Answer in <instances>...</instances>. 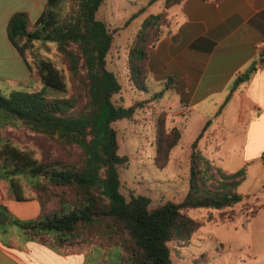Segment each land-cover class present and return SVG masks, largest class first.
<instances>
[{"label": "trees", "instance_id": "1", "mask_svg": "<svg viewBox=\"0 0 264 264\" xmlns=\"http://www.w3.org/2000/svg\"><path fill=\"white\" fill-rule=\"evenodd\" d=\"M105 1L48 0L36 22L26 13H17L8 24L10 41L44 85L41 91L0 93V177L9 184L10 199L37 200L41 206L37 218H16L12 224L59 253L78 238L99 234L111 248H121L118 260L111 264H175L171 245L188 244L203 227L186 211L223 212L242 203L239 189L248 168L231 173L206 155L202 142L210 121L192 144L189 187L183 201L152 208L148 197L124 195L121 168L129 158L120 155L116 124L133 119L145 105L136 101L126 108L114 101L123 86L118 74L108 68L115 31L97 17ZM179 1L168 0L166 6ZM167 16L166 12L150 15L128 50V79L140 92L149 91V53L170 26L162 22ZM52 46L66 69L49 56ZM48 89L60 91V97L50 96ZM153 117L155 165L165 170L183 132L170 127L166 110L153 111ZM10 127L53 140L65 158H55L41 147L39 159L33 150L19 147L6 135ZM23 179L40 197H26ZM51 198L58 199L59 208L46 212L45 202ZM0 209L7 212L3 206Z\"/></svg>", "mask_w": 264, "mask_h": 264}, {"label": "crops", "instance_id": "2", "mask_svg": "<svg viewBox=\"0 0 264 264\" xmlns=\"http://www.w3.org/2000/svg\"><path fill=\"white\" fill-rule=\"evenodd\" d=\"M47 1L0 0V78L6 77L12 85L24 86L35 76L10 41L8 24L17 13H26L31 19L35 16L32 22H36ZM219 1L217 6L207 0H182L166 7L165 0L162 12L167 13L171 25L149 53V91L139 96L151 101L142 112L149 116V109L152 114L164 109L170 127L182 129V140L169 165L181 160V152L176 151L187 131H192L187 144L190 153L185 155L190 162L192 144L211 121L203 151L228 172L247 167L245 182L257 188L264 184V61L257 50L264 42V0ZM127 68L112 71L128 78ZM128 82L131 91H137ZM121 93L123 97L127 94L124 89ZM158 93H162L160 98L153 97ZM8 190L5 193L0 184V208L7 209L9 222L18 204L26 208L21 219L40 215L37 200H12ZM4 233L8 240L0 239V264H47L49 255L55 260L50 264H73L81 258L85 260L80 264L87 262L86 254H62L37 241L19 242L10 230L4 229ZM247 248L245 262L264 264V244L258 253Z\"/></svg>", "mask_w": 264, "mask_h": 264}, {"label": "rangeland", "instance_id": "3", "mask_svg": "<svg viewBox=\"0 0 264 264\" xmlns=\"http://www.w3.org/2000/svg\"><path fill=\"white\" fill-rule=\"evenodd\" d=\"M148 2L149 0H106L100 8L97 14L98 19L106 22L110 30L115 31V41L107 57L110 70L124 72L128 60L127 53L135 34L142 28L147 17L152 14H159L165 9V0H161L152 6H149ZM140 11L142 14L132 19L133 15ZM32 19L30 18L31 21H33ZM162 22L171 25L168 16ZM56 52L55 47H53L49 56L55 59L59 67L66 69ZM34 76L24 86L12 85L6 77H2L0 78V93L8 95L12 90H43L44 85L40 83L35 74ZM118 76L127 94L124 97L121 95L122 93L116 95L114 101L129 108L135 103L133 101L137 100L145 105V110L148 109V101L139 96L144 95V92L138 90L132 92L130 86L128 87V78L122 73ZM47 91L52 97H60L61 95V92L55 89H48ZM149 111V116L144 115L142 110H139L133 119L118 121L116 129L120 155L129 158V163L121 168L122 192L128 199H130L131 194L148 197L151 200L150 207L154 208L169 201L181 202L187 195L190 162L185 155L190 153V147L187 144L192 139V131H187L184 140L176 151L177 154L181 152V160L173 162L165 170H159L155 165V121L151 109ZM6 135L15 139L14 142L19 147L33 150L39 159L41 158V147L47 148L55 158H65L61 147L42 135L15 127H10ZM23 183L27 198L37 199L40 197L39 192L28 186L27 180L23 179ZM0 184L6 193L7 188L9 189L8 182L0 177ZM239 191L244 194V201L226 211L207 209L186 211L203 227L194 234L188 244H183V246L171 245L172 259L175 264H250L248 261L245 262L249 253L247 247H253L254 253L262 251L261 247L264 244V184L256 188L247 181L241 185ZM252 191L254 194L249 195ZM45 207L46 212L58 209V199L46 200ZM25 210L24 204H18L14 210L13 219L23 220L21 217ZM231 217L234 221H230ZM9 218L10 215H4L1 218L2 222L0 220V239L8 240V236L4 233V229H7L17 234L16 240L19 242L36 241V238L33 239L30 235L24 234L20 227L12 224L13 219L9 222ZM30 220L33 218L27 221ZM120 250L119 247L111 248L110 244L105 243L99 234H95L85 239H76L73 245L66 246L61 252L86 254V264H104L106 261L111 264L118 260L117 255ZM223 250H225V254L222 253ZM32 253L36 255L38 250L32 249ZM205 255L206 257H204ZM47 257H49L47 264L55 262L54 259L50 258V255ZM47 257L44 256V258ZM84 260L85 258H81L79 261L74 259L73 264H80Z\"/></svg>", "mask_w": 264, "mask_h": 264}, {"label": "built area", "instance_id": "4", "mask_svg": "<svg viewBox=\"0 0 264 264\" xmlns=\"http://www.w3.org/2000/svg\"><path fill=\"white\" fill-rule=\"evenodd\" d=\"M208 2H211V3H214L216 4L217 6L219 5L220 1L219 0H207ZM257 50L261 56V58L263 59L264 58V42L258 44L257 46Z\"/></svg>", "mask_w": 264, "mask_h": 264}]
</instances>
